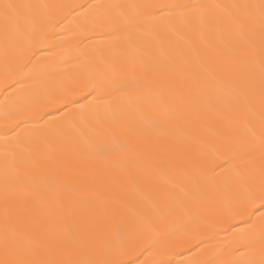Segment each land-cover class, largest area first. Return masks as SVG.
Listing matches in <instances>:
<instances>
[{"label":"bare ground","instance_id":"obj_1","mask_svg":"<svg viewBox=\"0 0 264 264\" xmlns=\"http://www.w3.org/2000/svg\"><path fill=\"white\" fill-rule=\"evenodd\" d=\"M262 3L0 0V6H40L20 8L7 37L0 8V259L7 234L22 258L35 261L264 264L258 220L256 230L243 236L228 229L229 223L244 227L233 219L230 202L240 186L225 190L222 178L199 171L201 161L218 151L236 153L232 164L239 174L254 172L259 182L264 28L258 7L232 6ZM156 4L222 7L206 11L203 27L196 16L187 23L176 15L154 20L152 8L130 7ZM248 12L252 17L243 27L234 22ZM132 75L148 87L134 90L130 103L101 96L119 113L115 121L101 105L99 120L87 113L83 120L74 117L75 127L61 122L42 128L48 117L38 114L53 111L42 100L46 91L102 83L114 96ZM103 144L111 145L108 155L100 154ZM6 180L18 193L10 208L27 207L8 219ZM85 231L87 248L67 243L72 233ZM129 235L139 240L134 248L121 243Z\"/></svg>","mask_w":264,"mask_h":264},{"label":"snow or ice","instance_id":"obj_2","mask_svg":"<svg viewBox=\"0 0 264 264\" xmlns=\"http://www.w3.org/2000/svg\"><path fill=\"white\" fill-rule=\"evenodd\" d=\"M22 7L36 8L40 6H23V5H13V4H3L0 6L2 8V15L5 20V34L8 35L9 23L11 21L18 20L20 16L19 9ZM43 7H48L47 5ZM120 5H90L89 8H99V9H108V8H119ZM130 7L140 8L147 7L152 8V18L154 20H162L170 18L173 15H176L180 18L181 21L187 23L189 16H196L199 24L203 27L205 24V13L210 7L220 8L222 6H208V5H176V4H156V5H131ZM234 8H243L250 9L253 7L259 8V16L261 27L264 28V3L259 6H249L242 5L236 6ZM179 10V11H177ZM252 13L248 12L244 15L237 17L235 23L240 27H243L247 20H250ZM111 20V18H109ZM15 27L19 29V25L16 24ZM163 52V49H161ZM8 55V49L6 47V56ZM36 53L33 51L31 55L28 56L27 63H32V56H35ZM39 59V57H37ZM135 67V65H133ZM159 70L160 66H155ZM179 67V66H177ZM260 74L262 85H264V59L260 62ZM20 83V81H16ZM47 87V86H45ZM148 87V82L146 79L138 76H128L125 78L124 82L116 87L113 91L117 94L105 93L102 83H93L86 85L77 90H72L67 87H61L56 89H51L46 91L42 100L47 105V107L53 109L52 112H43L39 113L37 118L43 120L44 116H47L48 119L44 121L42 128L46 129L52 127L57 123H67L72 127H75L74 117H80L82 120L87 113H95L96 118L99 120V112L97 111L101 105L105 108L106 111L111 113L112 119L115 121L119 113L112 110L111 101L108 99H102V95L112 96L113 100L120 102H131L134 95V90L145 89ZM98 94H101L98 96ZM151 92L145 93V95H150ZM137 98L139 94L136 93ZM83 101V103H81ZM59 113L58 116H55L53 113ZM155 124V122H153ZM155 126H159L155 124ZM116 147L121 151H126V146L120 142H115ZM101 155H108L111 145L103 144L97 146ZM259 150L261 152V169L259 172V182L255 181V173L253 172L250 176L245 177L239 174L238 170L232 164V161L237 158V154L234 153L230 156H225L222 151L216 152L212 157L204 158L201 161L199 166V171L207 176L209 179L215 180L216 178H222L224 181V189L229 190L233 189L237 185L240 186L242 191L234 192L231 196V203L233 204V219L242 224L243 228H237L236 223H229L228 229L232 230L235 234L243 236L247 233H252L256 230L257 220L259 221V231L261 234V244L264 245V139L261 140L259 145ZM251 155V153H249ZM198 189V185L196 186ZM17 190L11 188L5 182V188L3 191V201H4V213L5 218L8 219L10 214L14 211H27V207L14 210L9 206L10 200L16 196ZM185 195H192L195 198V192H187ZM185 202L182 200L181 204ZM241 205H243L241 207ZM174 211L173 209L169 210ZM255 217V219H253ZM195 222V218H193ZM87 228V226H85ZM68 244L80 248H87V231L82 234L72 233ZM121 243L128 248H134L139 244V240L135 235H129L127 237H121ZM152 245H149L151 247ZM148 248H142L143 251H147ZM0 264H137L135 259L124 260H112V259H99L94 261L89 260H64L53 262L51 260L35 261L22 258L18 248L11 242L7 236L4 238V259H0ZM138 264H146L145 261H139ZM170 264V262H169ZM208 264V262H205Z\"/></svg>","mask_w":264,"mask_h":264}]
</instances>
